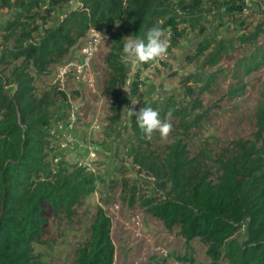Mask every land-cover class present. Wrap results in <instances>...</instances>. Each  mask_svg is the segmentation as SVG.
Masks as SVG:
<instances>
[{
  "label": "rangeland",
  "instance_id": "obj_1",
  "mask_svg": "<svg viewBox=\"0 0 264 264\" xmlns=\"http://www.w3.org/2000/svg\"><path fill=\"white\" fill-rule=\"evenodd\" d=\"M20 1L9 0L7 5L0 0V83H5L3 88L7 93L14 88L13 73L21 62V59H12L7 49L14 42L20 43L22 26L6 27L21 11ZM190 1H171L180 35L168 49L167 57L157 65L147 63L139 67L122 59L126 76L113 97L105 92L107 37L91 63L96 79L93 92L86 88L73 89V84L69 90L60 91L55 63L49 64L45 72L31 71L34 95L49 97L51 116L45 128L44 172L36 174L34 180L55 181L65 177L91 189L79 197L71 212H58L49 218L41 242L32 244L33 254L39 261L75 264L77 250L89 241L98 209L104 210L111 219L112 264H158L163 258L164 264L207 261L206 246L197 238L190 242L193 263L169 256L186 253L185 240L178 226L166 229L142 202L163 199L170 183L152 175L148 164L141 161L150 156L162 158L177 139L185 143L191 155L202 148L214 155L231 141L250 136L254 130V109L264 93V67L241 78L246 85L241 96L229 98L227 91L237 80L235 61L252 52L254 47L264 45V0H200L198 7L184 11L182 5ZM83 2L61 0L51 5V0H41L39 7L50 9L49 14L43 13L46 22L38 18L19 22L25 23L24 31L38 27L30 38L36 39L45 27L57 25L69 11L80 9ZM88 36L87 32L69 45L62 58L74 55ZM212 50L211 54L216 52L215 65L208 64ZM69 99L77 102L79 109L72 129L73 142L62 147L57 142L54 126L69 115ZM132 102L137 104L133 106ZM142 107L153 108L162 120L172 124L166 140L158 132L151 140L146 139L135 116L129 117L127 108L139 111ZM88 147L95 151L93 159ZM207 163L215 172V164ZM231 239L237 244L247 239V220ZM220 264H225V260Z\"/></svg>",
  "mask_w": 264,
  "mask_h": 264
},
{
  "label": "trees",
  "instance_id": "obj_2",
  "mask_svg": "<svg viewBox=\"0 0 264 264\" xmlns=\"http://www.w3.org/2000/svg\"><path fill=\"white\" fill-rule=\"evenodd\" d=\"M59 1L51 0V5ZM171 1L84 0L80 9L69 11L57 25L45 27L32 40L31 33L38 27L24 31L25 23L19 21L38 18L45 23L43 13L49 14L50 9H41V0L18 3L21 11L6 28L21 25L22 39L7 52L21 62L13 73V90L7 93L5 83H0V264H46L34 256L32 244L41 242L51 216L68 214L79 197L91 191L78 180L70 182L65 177L34 180L36 174L44 172L42 152L51 116L49 97L34 95L31 71L45 72L93 27L107 34L105 92L113 97L126 76L122 64L125 37L146 39L150 29L170 27L174 33L171 44H175L180 33ZM2 2L9 5V0ZM199 4L200 0H191L182 7L188 11ZM25 40L29 41L22 43ZM215 55L214 51L207 58L208 64H216ZM261 67L264 45L235 61L237 80L227 96H241L246 87L241 78ZM253 116L250 136L231 141L214 155L206 148L191 155L185 143L177 139L162 158L150 156L141 161L148 164L152 175L170 183L163 199H147L142 204L166 229L178 226L188 251L169 255L175 260L193 263L190 242L197 238L206 246L207 257L198 264H220L221 260L225 264H264V93ZM208 161L215 164V172ZM244 220L247 239L237 244L231 237ZM113 256L111 219L98 209L89 241L77 250L75 264H112ZM164 262V258L158 260V264Z\"/></svg>",
  "mask_w": 264,
  "mask_h": 264
},
{
  "label": "built area",
  "instance_id": "obj_3",
  "mask_svg": "<svg viewBox=\"0 0 264 264\" xmlns=\"http://www.w3.org/2000/svg\"><path fill=\"white\" fill-rule=\"evenodd\" d=\"M162 30L170 37V49L172 46L171 39L174 33L170 27L163 28ZM96 32L102 35H97ZM88 33L89 36L80 43L79 48H77L74 55H71L66 59L61 58L59 62L55 63V66L57 67V82L60 91L64 92L69 90L70 85L72 84L74 85L73 89L81 90L82 88H86L88 91H95L96 79L91 71V63L95 52H97L103 42L102 36L105 39L107 34L102 33L101 30L93 27L88 30ZM159 62L150 63V65L154 66L159 64ZM69 101L71 109L66 120L63 118V120H60L54 126V131H56L57 135V142L62 147H64V144L73 142L72 129L76 121V112L79 109L77 102L74 103L70 99ZM88 151L90 157L93 159L95 151L92 147H88Z\"/></svg>",
  "mask_w": 264,
  "mask_h": 264
},
{
  "label": "clouds",
  "instance_id": "obj_4",
  "mask_svg": "<svg viewBox=\"0 0 264 264\" xmlns=\"http://www.w3.org/2000/svg\"><path fill=\"white\" fill-rule=\"evenodd\" d=\"M97 35H102L96 32ZM103 40L104 37L102 36ZM170 37L159 27L150 29L146 39L125 37L122 49V59L134 67L147 63H158L168 54ZM137 102H132L135 106ZM129 117L135 116L139 129L148 140L158 132L162 140H166L172 132V124L167 119L162 120L158 111L151 107H142L139 111L127 108Z\"/></svg>",
  "mask_w": 264,
  "mask_h": 264
}]
</instances>
